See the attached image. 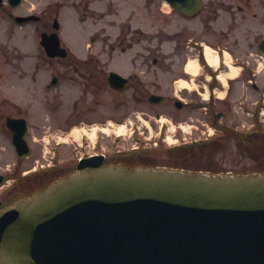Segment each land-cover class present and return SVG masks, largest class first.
<instances>
[{
  "label": "rangeland",
  "instance_id": "obj_1",
  "mask_svg": "<svg viewBox=\"0 0 264 264\" xmlns=\"http://www.w3.org/2000/svg\"><path fill=\"white\" fill-rule=\"evenodd\" d=\"M3 1L0 118L16 113L25 117L30 125L27 139L33 150L28 160L12 166L17 158L1 118L0 173L15 174L20 184L35 179L32 175L21 177L36 166L32 163L40 158L42 150L46 159L40 164L52 161L57 165L54 172L61 168L70 171L81 157L96 153L106 155L107 162L120 161L118 157L124 156L121 159L132 165L180 168L167 151L175 145L174 139L182 136L174 125L178 110L167 100L150 106L138 97L140 93L144 97L155 92L152 86L159 71L169 72L162 74L163 79L176 74L172 96L187 104L209 101L226 124H264L260 113L264 108L257 105L264 89V59L252 48L264 37V0H253L242 7L208 6V1L203 0V9L195 19L173 12L163 0H24L15 10H8L6 0ZM8 13L36 15L40 21L18 25ZM132 19L134 25L130 26ZM54 21L59 24L61 43L71 54L65 59L46 57L39 44L40 33L52 32ZM139 22L142 30L135 29ZM206 23H210L211 30ZM124 28L128 32L124 33ZM188 40L205 43H201L200 50L186 51ZM212 43L227 46L215 48ZM78 61L92 66L80 65L77 71L71 64ZM94 68L96 76L89 82L88 73ZM109 72L136 77L135 87L129 86L123 93L110 90L106 82L99 81ZM53 77L57 78L55 85L50 84ZM137 79L145 81L143 91ZM3 100L15 104L17 109L8 108ZM248 111L253 112L254 118L248 116ZM159 112L164 120H157ZM197 113L198 110L188 108L178 120ZM197 117L205 119L202 114ZM161 123L163 130L159 129ZM196 127L199 131L193 132L195 137L209 141L203 145L202 155L197 152L196 162L187 161L182 167L193 163L208 172H250L259 166L263 148L251 143V135H238L223 128L224 132L208 136L200 133L204 128L200 122ZM219 134L221 138L217 137ZM144 144L151 148L148 154L142 150ZM135 147L141 149L131 153ZM8 183L12 179L5 185Z\"/></svg>",
  "mask_w": 264,
  "mask_h": 264
},
{
  "label": "water",
  "instance_id": "obj_2",
  "mask_svg": "<svg viewBox=\"0 0 264 264\" xmlns=\"http://www.w3.org/2000/svg\"><path fill=\"white\" fill-rule=\"evenodd\" d=\"M166 1L189 16L202 5ZM21 2L8 0L12 8ZM31 20L36 18H16ZM53 26L58 29L56 21ZM41 45L51 58L67 55L56 33H43ZM258 52L264 56V39ZM108 82L115 90L127 86L116 73ZM7 124L18 156H27L25 121ZM0 264H264V172H189L83 159L77 172L0 207Z\"/></svg>",
  "mask_w": 264,
  "mask_h": 264
},
{
  "label": "trees",
  "instance_id": "obj_3",
  "mask_svg": "<svg viewBox=\"0 0 264 264\" xmlns=\"http://www.w3.org/2000/svg\"><path fill=\"white\" fill-rule=\"evenodd\" d=\"M222 137H224V135ZM250 138H251L250 141L252 144L257 145V147L259 146V147L263 148L262 155L258 159L260 161V164L258 167H255L253 169L254 170H264V129L256 130L254 133H252ZM204 144L205 143H203V142L184 144V145L176 146L173 148H169V149H167V151H169L171 153V154L168 153L169 156H171V159H173L177 164H179L180 168L197 170L198 168L196 167V165H193V163H189L187 166H184V167H182V165L186 164L187 161H191V160L196 162L197 158L199 157V156L197 157V152L201 151L204 148L203 147ZM143 151H145L144 153L148 154L147 152L149 150H143ZM202 152L203 151L200 152V155H202ZM256 152H257V154H259V151L256 150ZM205 155H207V154H205ZM142 158L138 161H142ZM127 164H129V163H127ZM213 171H216V170H213ZM60 175H62V171H55L54 172L52 170H48L46 172H42V173L38 174V176H36V178L41 177L40 179L43 182H47L48 180L56 178ZM44 176H46V177H44Z\"/></svg>",
  "mask_w": 264,
  "mask_h": 264
},
{
  "label": "flooded vegetation",
  "instance_id": "obj_4",
  "mask_svg": "<svg viewBox=\"0 0 264 264\" xmlns=\"http://www.w3.org/2000/svg\"><path fill=\"white\" fill-rule=\"evenodd\" d=\"M208 1V6H229V7H242L243 5H250L249 2L250 1H253V0H207ZM234 15V14H232ZM206 28L208 30H211V27H210V24L209 23H206ZM74 69H76L77 71L80 70L81 67H78V66H82L83 68L85 67H89V66H92V65H89V64H86V63H72L71 64ZM96 69L94 68L92 70V72H89L88 73V79H89V82H92L91 80L94 79V76H96V73H95ZM108 78H109V73L107 75V77L105 76L104 79L100 80L101 83L104 81L106 82V84L108 85ZM135 78H129V84H130V88H134L135 87ZM138 80V83L139 84V79ZM119 93V92H118ZM139 97V100L142 101V97L138 96ZM3 102H6L7 104H5L6 106H8V108L10 109H13V110H16L17 109V106L15 104H11V102L7 101V100H3ZM18 113L16 114H13L12 117L14 118H18V117H22L21 115H17ZM6 116V115H5ZM7 118V117H6ZM10 138V142L12 140V136L10 134L9 136ZM12 144V143H11ZM0 176L4 177V181L5 180H8V174L7 175H4L2 173H0ZM3 193L0 197V200H1V207L5 206L6 204L8 203H11L12 199L15 197V191H14V188L13 189H10V187H7L6 185H3V187L1 188Z\"/></svg>",
  "mask_w": 264,
  "mask_h": 264
},
{
  "label": "bare ground",
  "instance_id": "obj_5",
  "mask_svg": "<svg viewBox=\"0 0 264 264\" xmlns=\"http://www.w3.org/2000/svg\"><path fill=\"white\" fill-rule=\"evenodd\" d=\"M190 70V69H189ZM119 134V133H118Z\"/></svg>",
  "mask_w": 264,
  "mask_h": 264
}]
</instances>
